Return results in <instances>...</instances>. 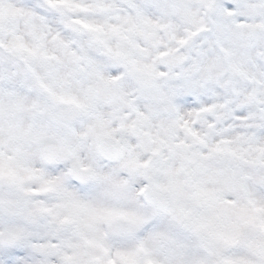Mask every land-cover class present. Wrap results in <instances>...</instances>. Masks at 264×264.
<instances>
[{"label":"snow or ice","instance_id":"6c2138e0","mask_svg":"<svg viewBox=\"0 0 264 264\" xmlns=\"http://www.w3.org/2000/svg\"><path fill=\"white\" fill-rule=\"evenodd\" d=\"M0 264H264V0H0Z\"/></svg>","mask_w":264,"mask_h":264}]
</instances>
